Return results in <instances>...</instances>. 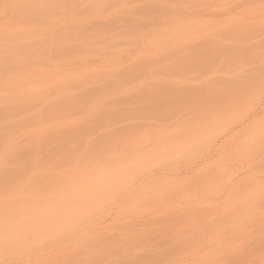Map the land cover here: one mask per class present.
<instances>
[{
	"label": "rangeland",
	"instance_id": "1",
	"mask_svg": "<svg viewBox=\"0 0 264 264\" xmlns=\"http://www.w3.org/2000/svg\"><path fill=\"white\" fill-rule=\"evenodd\" d=\"M93 1L3 0L0 4V36L9 30L10 21L15 17L23 18V25L31 32L28 36L11 34L8 42L5 43V48L14 52L16 49L27 47L28 52H24L25 57L30 59L29 68L33 65L35 72H38H36L37 76L48 73H60L63 76L88 73L92 66L96 68L95 63L100 57L105 58L111 55L113 60L116 56L114 59L116 63H113L119 66L117 70H110V72L106 70L113 76H110L112 79L89 85H84L79 81L76 84L72 81L75 85L69 84L75 88H73L74 93L77 94L75 98L85 94L89 98L99 97L105 93L109 95L108 103L117 105L121 101L129 100H127L128 95L126 96V89L129 87L138 92L142 88L144 91V89L158 85L147 79L142 80L143 72H139L141 75L135 76L134 80L128 78V81H124L126 78H123L127 77L130 68L138 67L137 64L141 63L137 61V66L132 63L130 67V63L127 64L133 56L136 57L139 54L137 51L142 44L141 38L139 39L141 33L143 35L146 32L148 34V36L145 34L146 37L158 35L168 39L170 45L158 49L156 53H153L155 57L152 55L158 60L157 64L173 56L176 58L182 56L183 49L206 45L209 43L205 38L210 35L208 32L216 27H223L225 31L223 30L221 34L226 36L220 41L225 45V49L232 51L236 59L232 60L233 62L228 64V67L226 63H224L226 67L224 64L219 67L218 72L221 74L213 77L214 82L209 80L211 84L200 78L203 74L197 76L194 74L195 77H188V75L185 80L188 83L181 86L190 88L188 89L190 91L195 87H211L214 89V95H219L220 91L244 90L247 91V97H258L259 99L253 107L244 110L245 116L241 122L232 124L225 130L223 135H226L229 141L222 154L223 159L220 160L222 161L220 166L223 163L225 166L221 167L220 170L223 172L220 176L218 174L214 180L211 179L202 187H197L194 182L185 181L183 183L181 181L177 183L180 187L175 185L176 190L171 187V182L168 184L170 187L163 186L162 192L158 190L155 197L146 200L140 198L129 202L128 191L120 193L111 202L110 207H114L111 208L112 211L109 207L102 205L92 214L94 223L86 228L88 238L96 239L100 235V238L103 237L105 241H59L58 244H49L50 242L46 241L48 245L41 248L44 250L43 253L46 256L52 255V260L59 255L69 254L72 258L70 260L76 261V258L81 256L79 258L84 257V261L91 264H130L129 262L132 261H143V258L155 259V264H162L165 261L169 262L167 264H264V241L259 240L261 236L264 237V217L262 215L264 212V0H126L125 5L120 0H102L103 6L97 15L91 12ZM46 3L50 6L43 9ZM17 4H21L22 7H18ZM147 9L151 11L148 12ZM164 27L170 30L168 29L169 32L161 36L160 33L163 32ZM242 27L245 30L239 33L237 29L240 30ZM30 28L36 30V36H32L33 31ZM46 28H50V31L47 36H43ZM57 32L63 39L57 37ZM195 32L199 35H193ZM136 38L137 43L134 44L133 41ZM166 47L173 49L180 47L179 50H175L183 54L176 56V51L175 54L171 53L172 48ZM109 48L111 49L108 50ZM13 52L0 54L2 69L17 63L18 58ZM239 52L241 53L238 54ZM129 55L130 57H127ZM176 58L173 57V59ZM164 65L165 63L162 67ZM27 82L26 79L21 85L27 87L29 85ZM160 83L165 85L161 81ZM171 86L173 83L168 88L174 90L177 85ZM137 92L133 94L139 96L140 93L137 94ZM72 96L69 99L71 102L69 105L72 108L70 117L76 119L74 122H78L84 115L82 107L77 105L73 99L74 95ZM138 96L135 97L138 98ZM149 104L140 105L139 103L136 108L142 109ZM150 106H153V103ZM134 108L131 107L129 110H134ZM168 111L157 116L156 120L154 118L144 122L142 120V123L140 121L137 123L136 120L131 121L129 117L123 120L121 118L120 121L119 119L114 120L113 115H108L106 117L109 120L104 121V126L109 125L107 126L109 129L106 128L108 132L100 126L99 130L91 135L99 139L103 134L111 135L113 129L115 132L116 130L127 132V129L130 130L136 126L140 128L142 126L144 128L169 127L176 123H173L176 116L190 121L194 118L192 115L196 114L195 111L187 109H177L170 111L171 113ZM32 112H36L35 108ZM59 118L65 117L60 115ZM111 118L113 120H110ZM254 119L260 122L251 124ZM67 120V122H72L71 119ZM112 125L117 128L115 129ZM101 131L104 133L99 135ZM235 131H239L237 136L230 138V134ZM252 134L256 138L251 139V143L246 147L247 140ZM206 141L209 139L202 143ZM218 142H221L220 139ZM201 146V149L193 155L170 157L167 165L148 168L145 173L137 176L134 182L143 179L151 172L172 170L171 173L178 176L187 169L196 168L210 152L215 151L217 142ZM249 173L251 175L244 177ZM149 199H154L155 202L160 201L158 199L162 201L158 204L146 205ZM118 206L121 207V211L118 210ZM168 208H172L173 211ZM154 222L159 225H156V228H150V233L152 232L150 240L139 241L134 236ZM236 226L240 228V232L235 231ZM126 227H132L131 233L135 234L130 235L129 229L124 230ZM90 251L101 254L98 257L103 256L104 260L100 259V261L97 257L95 260L98 259V261H93L92 257L88 256ZM206 253H208L207 256ZM6 260L5 264L21 263L20 259L16 258ZM33 260L30 263H34ZM52 260L47 264L53 262Z\"/></svg>",
	"mask_w": 264,
	"mask_h": 264
},
{
	"label": "bare ground",
	"instance_id": "2",
	"mask_svg": "<svg viewBox=\"0 0 264 264\" xmlns=\"http://www.w3.org/2000/svg\"><path fill=\"white\" fill-rule=\"evenodd\" d=\"M125 1L120 0L123 5H125ZM45 5V8L42 7L43 9L50 6L47 3ZM17 6L22 7L21 4H17ZM102 6V0H94L91 11L93 15H97ZM149 11L151 10L149 9ZM193 17L195 18L194 15ZM23 23L24 19L20 17H15L10 21L9 27H11L0 36V54L13 52L5 48V43L8 42L11 34L22 36L31 34ZM222 28L216 27V29L210 30L208 32L210 35L205 37L209 43L187 50L183 49L184 54L176 51L180 47L177 49L166 47L172 48L171 53L175 54L176 51V56L183 55L178 58L173 56L176 59L167 58L166 61L157 64L158 60L153 58L155 57L153 53L163 46L170 45L168 39L163 36L169 32L170 28L166 27L165 29L164 27L165 32L162 29L163 32L160 35L163 37L155 34L156 36L151 35L153 36L151 38V36L146 37V35L148 36L146 32L143 35L141 33L139 39L141 38L142 44L137 51L139 54L136 57L133 56V58L135 57V59L132 58L134 62L130 59L127 64L130 63V67L132 63L136 65L137 61L141 63L137 64L138 67L127 69V77L123 78L127 79L124 81H128V78L134 80L135 76L141 75L139 72H143L142 80L147 79L158 85L153 88L149 87L150 89L147 90L144 89V91H142L143 88L142 90L138 88L140 89L138 92L129 87L126 89L127 100H129L119 101L120 103L117 105L108 103L109 95H105V93L99 97L89 98L85 94L75 98L77 94L74 93L75 88H72L74 83L83 82L84 85H89L109 80L113 76L106 70L110 72V70H117L119 67L114 64L116 56H113V60L111 55L105 58L100 57L95 63L97 64L96 68L94 69L92 66L93 68L91 67L88 73L70 76L48 73L37 76L38 72H35L33 65L29 68L30 59L25 57L24 52H28L27 47L14 50L18 58L17 63L9 65L5 68L6 70L0 67V264H5L7 258L20 259V264H47L52 260V255L46 256L43 253L44 250L41 249L48 245L46 241H49V244H58L59 241H105L103 237L100 238V235L96 239L88 238L86 228L94 223L92 214L102 205L110 209L114 208L110 207L111 202L120 193L128 191L129 202L137 201L140 198L146 200L155 197L156 192H162L163 186L170 187L168 184L171 182V187L176 190L175 185L179 186L177 183L181 181L183 183L185 181L194 182L197 187H202L211 179L214 180L218 174V176L222 174L223 171L220 169L224 163L220 166L222 162L220 160L223 159L222 154H224L225 146L229 141L223 134L230 125L241 122L245 116L244 110L253 107L259 98L247 97V91L244 90H226L220 91L219 95H214V89L211 87H195L190 91L188 90L190 88L181 86L188 83L185 81L188 75V77H195V75L203 74L200 78L210 83L209 80H213V77L221 74L218 72L219 67L224 63L228 67V64L236 59L232 51L225 49V45L220 41L226 36L221 34L224 30ZM30 29L33 31L32 36H36V30ZM237 30L239 33H243L245 29L242 27ZM49 31L50 28H46L43 31V36H47ZM193 35L199 34L195 32ZM57 37L63 39L58 32ZM133 43H137V38ZM184 43L187 44V42ZM167 52L169 53V51ZM172 60L175 61L172 62ZM164 63L165 65L168 63L166 67L163 66L165 68L162 67ZM168 65L169 67H167ZM159 67L161 68L159 69ZM7 70L9 71L6 72ZM26 79L29 85L24 87L21 84ZM160 81L168 86L161 84ZM172 83L173 86H181L180 89L178 87L176 91L177 86L174 88L175 91L172 90L173 88H168ZM134 92L140 93L139 96L134 95ZM72 95H74L73 99L77 105L82 107L84 115L78 122H74L76 119L70 117L72 108L69 105L71 103L69 99L73 97ZM134 97L135 99L132 101ZM137 99L140 105L153 103V106L149 104L147 107L137 109L136 106L138 107L139 104ZM131 107H135L134 110H129ZM33 108L36 112H32ZM177 109L193 110L196 114L192 115L194 117L192 120L185 121L183 118H177L178 113H175L176 118L174 119L176 120L172 122L176 123L169 127L156 126L154 128L147 127V129L143 126L141 128L136 126L137 128L127 129V132L120 131V129V132L118 130L115 132L113 129L111 135L105 132L108 136L102 132L109 126H104V121L109 120L106 117L108 115H113L114 120L119 119L120 121L121 118L123 120V118L127 117L128 119L129 117L131 121L136 120L139 123L138 121L143 120L144 122L152 118L156 120L158 119L156 117L161 116L160 114L163 112ZM60 115L65 118L60 119ZM112 118L110 120H113ZM67 119H71L72 122H67ZM258 121L260 122V120L254 119L251 124L259 123ZM102 123L103 125H101ZM71 125L75 129L70 127V130L68 126ZM100 126H103L104 130L101 129L102 133H98L104 136L102 135L99 139L93 138L91 134L98 131ZM114 126L112 125V127ZM112 127L110 126V129ZM238 132L231 133L230 138L236 137ZM255 138L256 136L252 134L245 146L247 147L251 143V139ZM207 139L209 141L202 143ZM219 139L221 142H218ZM212 142H217L215 151L210 152L196 168L187 169L178 176H174L171 173L172 170L151 172L143 179L134 182L137 176L145 173L148 168L167 165L170 157L193 155L201 149L202 144L208 146ZM249 175L251 174H246L244 177ZM162 199H158L160 200L158 202L149 199L150 201L146 202V205L158 204ZM177 205L179 204L177 203ZM118 210L121 211V207ZM170 214L172 216V213ZM262 215L264 217V212ZM151 224L146 229L138 231L136 235L134 232L131 233L132 227H126L124 230L129 229L128 233L133 234L139 241H148L152 234L150 228H156L159 225L155 222ZM235 231L240 232V228L236 226ZM259 240L264 241V237L261 236ZM59 254L61 253L59 252ZM59 254L55 253V255ZM55 255L53 254V256ZM89 255L93 261H98L95 258L101 254L90 251ZM207 255L208 253H206ZM43 257H47V259L44 258L47 260L46 262L44 259L42 260ZM70 258L69 254L59 255L54 257L53 262L49 264H91L84 261V257L78 260L76 258V261L70 260ZM100 259H103V256ZM144 259L135 262L131 260L132 262L129 263H156L155 259ZM31 260L34 263H30ZM164 263L169 262L165 261Z\"/></svg>",
	"mask_w": 264,
	"mask_h": 264
}]
</instances>
